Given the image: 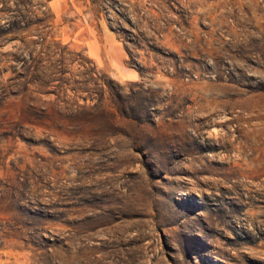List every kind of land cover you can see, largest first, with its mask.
Wrapping results in <instances>:
<instances>
[{
  "label": "rangeland",
  "instance_id": "374dc122",
  "mask_svg": "<svg viewBox=\"0 0 264 264\" xmlns=\"http://www.w3.org/2000/svg\"><path fill=\"white\" fill-rule=\"evenodd\" d=\"M4 5L0 264H264V0Z\"/></svg>",
  "mask_w": 264,
  "mask_h": 264
},
{
  "label": "trees",
  "instance_id": "16d2710c",
  "mask_svg": "<svg viewBox=\"0 0 264 264\" xmlns=\"http://www.w3.org/2000/svg\"><path fill=\"white\" fill-rule=\"evenodd\" d=\"M2 2L5 4L2 11L6 13H10L12 15V27H10V31L13 32L17 29H20L22 24H29V27L33 25H47L50 22L51 14H50V8L47 6L48 0H2ZM38 12L41 13V16H38ZM35 15V20H32V15ZM31 22H30V21ZM29 21V23H28ZM83 59H86L87 61H90L94 64L92 60H90L88 57L83 56ZM81 58V56H80ZM66 60L65 56H61V64ZM85 60L79 61L80 64L84 67H86ZM66 66V65H65ZM92 74H95V80L97 85H101L104 93L106 91L105 85L106 80H104L103 76H100V71L98 70L96 64L93 69H91ZM59 72L61 75H65L67 72H69L68 68H64L63 66L60 67ZM100 81V82H99Z\"/></svg>",
  "mask_w": 264,
  "mask_h": 264
}]
</instances>
